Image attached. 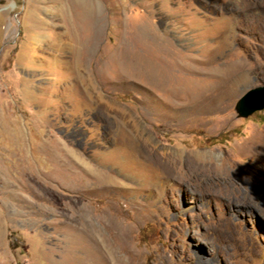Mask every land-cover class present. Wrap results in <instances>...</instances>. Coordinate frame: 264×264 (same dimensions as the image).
Segmentation results:
<instances>
[{"label":"rangeland","instance_id":"1","mask_svg":"<svg viewBox=\"0 0 264 264\" xmlns=\"http://www.w3.org/2000/svg\"><path fill=\"white\" fill-rule=\"evenodd\" d=\"M260 86L264 0H0V264H264Z\"/></svg>","mask_w":264,"mask_h":264},{"label":"water","instance_id":"2","mask_svg":"<svg viewBox=\"0 0 264 264\" xmlns=\"http://www.w3.org/2000/svg\"><path fill=\"white\" fill-rule=\"evenodd\" d=\"M235 112L240 118H247L264 110V86L247 91L235 104Z\"/></svg>","mask_w":264,"mask_h":264},{"label":"bare ground","instance_id":"3","mask_svg":"<svg viewBox=\"0 0 264 264\" xmlns=\"http://www.w3.org/2000/svg\"><path fill=\"white\" fill-rule=\"evenodd\" d=\"M199 160L202 162V164L204 165V166H211L212 168L213 167H215V171L217 172H222V170H223V167H222V165H221V167L220 166H215L214 165V163H212V161H209V162H206L207 160H205L203 157H199ZM209 169V168H208Z\"/></svg>","mask_w":264,"mask_h":264}]
</instances>
